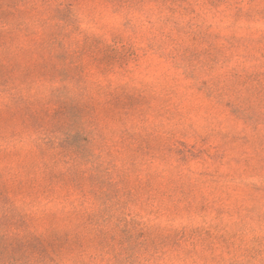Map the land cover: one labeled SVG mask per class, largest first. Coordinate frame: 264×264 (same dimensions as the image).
I'll use <instances>...</instances> for the list:
<instances>
[{"label": "rangeland", "instance_id": "obj_1", "mask_svg": "<svg viewBox=\"0 0 264 264\" xmlns=\"http://www.w3.org/2000/svg\"><path fill=\"white\" fill-rule=\"evenodd\" d=\"M0 264H264V0H0Z\"/></svg>", "mask_w": 264, "mask_h": 264}]
</instances>
